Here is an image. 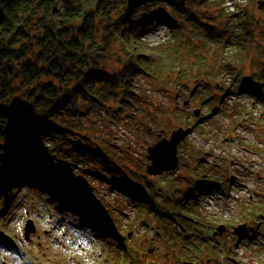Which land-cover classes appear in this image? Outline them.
<instances>
[{"label":"trees","instance_id":"16d2710c","mask_svg":"<svg viewBox=\"0 0 264 264\" xmlns=\"http://www.w3.org/2000/svg\"><path fill=\"white\" fill-rule=\"evenodd\" d=\"M248 1L254 11L259 1L264 2ZM223 3L0 0V194L13 186L18 189L30 184L49 190L51 186L50 194L59 209L68 204L78 224L102 230L100 237L106 238L110 233L103 230L98 218H108L80 189L71 188L68 182L71 189L60 187L68 167L141 199L148 198L144 189H154L150 193L157 194L156 183L162 180L150 177L131 159V146L117 147L93 133L97 130L91 120L94 112L104 111L115 124L138 128L151 137L154 127L149 123L155 118L145 106L150 95L132 91L140 77L155 81L166 94L192 99L213 84L225 91V83L212 81L222 80L226 73L232 74L240 89H264V6L260 9L263 15L256 17L245 13L247 7L226 12ZM158 23L169 27L168 37L151 46L142 39ZM253 54L254 62H248ZM235 63L243 66L242 73L249 63V75L242 76ZM214 95L206 98L211 106ZM179 112L173 113L171 122L188 124L187 115ZM63 154L68 155L66 159ZM86 161L94 166L82 167L81 162ZM203 177L197 175L194 188L206 189ZM153 196L147 202L157 210ZM74 197L85 202L88 217L78 214L69 202ZM188 205L182 209H191ZM168 210L160 209L165 222L175 220ZM186 227L190 229L188 223Z\"/></svg>","mask_w":264,"mask_h":264},{"label":"rangeland","instance_id":"374dc122","mask_svg":"<svg viewBox=\"0 0 264 264\" xmlns=\"http://www.w3.org/2000/svg\"><path fill=\"white\" fill-rule=\"evenodd\" d=\"M259 2L260 7L257 6V11L249 5L248 0H224L223 7L226 12H237L239 8L247 7L245 13H253L256 17H260L263 15L260 9L264 5ZM155 28L149 32L150 35L142 39L151 46L163 42L168 37L167 25L156 24ZM257 30L255 29L254 32ZM255 57L256 55L253 54V58H247L248 62H254ZM248 66L249 63L242 73L243 66L235 63L242 76L249 75ZM232 77V74L226 73L222 75V80L212 81V83L220 81L225 83V91H221L213 84L207 87L209 89L200 97L196 96L191 100H188V95L182 98L177 97L173 92L172 95L166 94L160 90L155 81L138 78L133 84L132 91L137 95H150L149 104L145 106L155 118L149 123V126L154 127L151 137L147 136L145 131L137 130L138 128H130L122 123L115 124L104 111L94 112L91 120L97 124V130L94 128L92 132L117 147L131 146L134 154L131 159L138 161L144 171L149 163L146 158L147 148L158 140L157 133L164 130L163 135L169 138L170 133L179 128L176 126L177 123L171 122L173 113L178 114L180 111L179 113L187 115L189 122L181 127L189 128L193 132L190 131L192 133L185 136L181 145L179 144L180 169L160 176L162 181L158 180L156 183L159 188L156 190L157 194L150 193L154 189H144L148 193L145 195L148 200L146 198L143 200L138 196L137 198L132 196L135 193L127 189H117L108 181L68 167L64 173L67 179H63L64 183L62 182L60 187L80 189L89 201H92V205L108 218L107 220L98 218L103 222V227L106 226L103 230L110 233L103 239L100 238L102 230L75 224V214L67 209L68 204L61 209L53 207L51 186V190L45 186L44 189L38 186L35 188L30 184L19 186L18 189L15 186L10 190L3 189L0 194V264H183L184 261H192L194 264H264V243L261 240L254 245L255 254L251 246L232 253L230 246L233 243L227 241V235L213 238L212 241L208 240L212 236L211 232L214 231L213 224H209L211 220L208 218L212 213L206 209L202 212L201 206L195 203V198L189 201L188 206L191 209H182L188 197H191L189 194L196 191L192 183L198 174L202 176L203 172L206 173L210 169L212 175H217L219 170L216 167L221 165L220 180L224 182L229 178V172L226 171L227 160H216L211 167L207 161H201L211 157L216 158L219 149L215 148V150V146L228 150L231 141L235 139L239 142L234 146L235 152L238 147H242L240 143L263 145L264 100L260 98L264 97V89L258 91L251 88L240 89L237 87V82H233ZM237 78L241 80L240 77ZM146 83L151 87L150 93L146 92ZM212 95L215 97L213 102L215 104L219 102L221 105L216 112H211L212 101H208L209 104L202 103ZM184 100L188 103H184ZM197 109H199L198 115L195 113ZM203 115L208 117L204 118ZM217 117L222 120H217ZM120 126L125 132L120 131ZM63 156L66 159L68 155L63 154ZM48 163L51 165V161ZM82 164L81 166L86 169L94 166L91 161ZM262 167L264 162L259 163L254 172L248 175L246 188L264 189V173L260 171ZM206 178L212 180L211 177ZM49 180V178L45 179V181ZM141 184L144 185L142 182ZM187 186L191 187L187 188ZM224 188L227 189L228 186L225 185ZM14 190L16 192L12 195L11 191ZM151 195H155L154 207L157 210L151 208L149 203ZM69 202L76 206L78 214L82 212L83 216L88 217L90 212L81 197H74ZM161 206L169 208L168 211L170 214L173 213L175 220L165 222L166 217L160 214ZM258 212L264 215V205L260 204ZM235 214L237 216L230 220L233 223L246 219L244 211ZM218 220H220L218 217L212 219L214 222ZM30 222L34 231L29 233L27 239L25 232L27 227L30 228ZM229 222L227 224H230ZM87 223L93 226L91 222ZM187 223L190 230H187ZM181 225L184 229L180 227ZM199 236L200 239L206 238V240L198 239Z\"/></svg>","mask_w":264,"mask_h":264},{"label":"built area","instance_id":"2783aa9c","mask_svg":"<svg viewBox=\"0 0 264 264\" xmlns=\"http://www.w3.org/2000/svg\"><path fill=\"white\" fill-rule=\"evenodd\" d=\"M227 118H224L226 120ZM246 119V118H244ZM222 120V118H218ZM121 131L124 130L121 128ZM239 142L232 143V149L234 153L233 164L231 165L233 172V180L229 185V189H205L204 197L201 200L202 210L206 209L208 212L212 213L208 218L213 219L214 217L220 218V220H228L237 210L245 205L249 206L253 202L255 203L260 196L259 193H263L264 189H248L246 188V178L251 174L259 163H262V157L258 150L252 146H247L245 144L238 147L236 152L234 151V146ZM260 147L264 148V143ZM219 149V153H224L220 146L214 147V149ZM215 149V150H216ZM212 162V159H210ZM250 182L248 181V186ZM243 188V189H240ZM219 221V220H218ZM261 226H258L260 230ZM258 231L253 232L256 235ZM259 238V234L256 235ZM251 240V239H250ZM254 241H258L255 239ZM241 245L236 247V250Z\"/></svg>","mask_w":264,"mask_h":264},{"label":"water","instance_id":"95a60500","mask_svg":"<svg viewBox=\"0 0 264 264\" xmlns=\"http://www.w3.org/2000/svg\"><path fill=\"white\" fill-rule=\"evenodd\" d=\"M259 3L264 4L263 1H260ZM260 7V6H259ZM188 102L186 101V104ZM196 115L199 114V109L195 111ZM190 132V130H185L183 127H179L172 131L169 138L163 137V132H160L158 134V137L160 138L155 143L151 144L147 148V155L146 158L149 161L147 167H146V173L149 176H161L166 172H172L175 171L179 166V156H178V145L180 142L185 138V136ZM30 222V228L31 227ZM245 224H241L235 228V232L242 236L245 231ZM29 227H27V231L25 232V237L28 239V235L31 231H34L32 228L30 230ZM226 229L225 225L220 224L216 232H214V236L216 235H222L224 230ZM183 264H194L192 261H184Z\"/></svg>","mask_w":264,"mask_h":264},{"label":"bare ground","instance_id":"6f19581e","mask_svg":"<svg viewBox=\"0 0 264 264\" xmlns=\"http://www.w3.org/2000/svg\"><path fill=\"white\" fill-rule=\"evenodd\" d=\"M202 212H204L203 210H201ZM198 212V211H197ZM182 229H184V227L181 225L180 226ZM187 230H190V229H187ZM230 232V233H229ZM237 233L235 232V231H225V236L227 235V236H230V237H232V236H234V235H236ZM193 235H194V233H193ZM197 238V237H196ZM248 245H251V246H253V243H251V242H247V243H244L242 246H240L239 248H238V250H243V249H245Z\"/></svg>","mask_w":264,"mask_h":264},{"label":"flooded vegetation","instance_id":"af4514ba","mask_svg":"<svg viewBox=\"0 0 264 264\" xmlns=\"http://www.w3.org/2000/svg\"><path fill=\"white\" fill-rule=\"evenodd\" d=\"M191 99H192V97H191ZM225 231H228V229H226ZM225 231H224V232H223V234H222V235H220V236H217V235H216V236H214V235H213V232H215V231H212V236H211V237H209V239H208V240H211V241H212V239H213V238H217V237H219V238H220V237H223V236L225 235ZM228 237H229V236H228ZM214 246H215V244H214ZM207 253H208V252H207ZM199 258H201V257H199Z\"/></svg>","mask_w":264,"mask_h":264}]
</instances>
